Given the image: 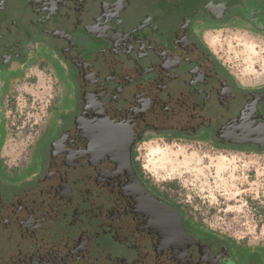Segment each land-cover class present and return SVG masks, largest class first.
<instances>
[{"label":"flooded vegetation","instance_id":"flooded-vegetation-1","mask_svg":"<svg viewBox=\"0 0 264 264\" xmlns=\"http://www.w3.org/2000/svg\"><path fill=\"white\" fill-rule=\"evenodd\" d=\"M216 26L264 35V0H0V264H264L263 245L230 243L173 191L223 179L218 155H264V86L221 63L203 36ZM61 77L74 103L27 175ZM23 113L39 119L19 160ZM150 140L204 147L158 182Z\"/></svg>","mask_w":264,"mask_h":264},{"label":"rangeland","instance_id":"rangeland-1","mask_svg":"<svg viewBox=\"0 0 264 264\" xmlns=\"http://www.w3.org/2000/svg\"><path fill=\"white\" fill-rule=\"evenodd\" d=\"M181 1L187 11L198 2ZM203 36L209 48L242 85L249 88L264 86V35L239 27L216 26L205 28ZM44 66L49 72L50 67L56 69L58 64L48 60ZM49 74L61 75L59 72ZM47 82L46 104H49L54 93L51 91L50 80ZM64 83V78L61 77L62 95L58 97L56 104L49 108L47 125L33 146L34 159L30 160V165L25 169L27 175L41 166L43 154L48 150L51 140L64 128L60 119L74 103L72 89L69 85L66 87ZM43 89L41 93L45 94L46 88ZM20 117L7 144L11 148L10 153H14V157L22 160L26 149L33 142L34 132L38 129L36 121L39 118H30L24 113L20 114ZM203 147L201 143L146 141L141 151V158L145 160L142 163L147 175L154 181L161 182L162 178L169 181L168 177L172 178L180 168L187 171L191 165L199 163L194 162L193 154H185L191 152L187 149ZM209 164H215L218 173L226 172L223 179L208 176L202 180H205L207 186L201 188L178 186L173 190L175 197L188 201L183 203L188 205L190 212L202 215L199 220L203 225L230 243H241L251 247L264 246V155L224 154L218 155L214 161L209 160ZM255 254L259 258L260 255Z\"/></svg>","mask_w":264,"mask_h":264},{"label":"crops","instance_id":"crops-1","mask_svg":"<svg viewBox=\"0 0 264 264\" xmlns=\"http://www.w3.org/2000/svg\"><path fill=\"white\" fill-rule=\"evenodd\" d=\"M7 146H8V144H7ZM10 147V146H9ZM11 149V148H10Z\"/></svg>","mask_w":264,"mask_h":264}]
</instances>
